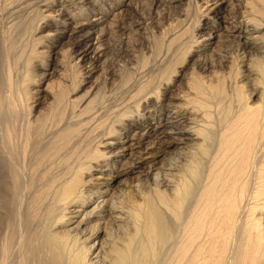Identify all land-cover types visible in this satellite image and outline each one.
Listing matches in <instances>:
<instances>
[{
    "label": "bare ground",
    "instance_id": "obj_1",
    "mask_svg": "<svg viewBox=\"0 0 264 264\" xmlns=\"http://www.w3.org/2000/svg\"><path fill=\"white\" fill-rule=\"evenodd\" d=\"M129 1L0 0L9 49L0 60V264H14L16 246L15 264H264V0H201L205 48L222 42L216 16L232 4L219 18L238 39L235 57L223 54L237 72L226 96L200 79L181 84L160 122L181 136L144 151V135L130 131L141 128L144 103L168 97L178 70L163 63L182 48L185 31L171 34L184 19L165 30L154 64L132 56L123 80L107 68L73 99L81 68L99 69L106 28ZM42 23L50 29L38 35ZM120 27L132 36L142 23ZM197 35L189 45L201 44ZM111 154L130 157L119 167Z\"/></svg>",
    "mask_w": 264,
    "mask_h": 264
},
{
    "label": "rangeland",
    "instance_id": "obj_2",
    "mask_svg": "<svg viewBox=\"0 0 264 264\" xmlns=\"http://www.w3.org/2000/svg\"><path fill=\"white\" fill-rule=\"evenodd\" d=\"M197 1L198 0H192L190 5L178 6L176 8L174 7V3L172 2V0H133L131 3L129 1L130 4L128 3V5L126 6V10H125L126 13L124 12V16L119 19V23H117L116 27L111 26V27L106 28V31L109 32L108 35L110 37L108 36L109 39L105 40L106 45H105V49H104L105 50L104 56H102L103 58L100 60L99 63H97L98 65L100 64L99 69L92 73V71L88 67V64H86L84 67L81 68L82 71L80 70L81 73L77 77L79 82L81 83V85L78 87L73 99L78 98V96H80V95H81V97L86 95L85 93L87 92V90L90 89V86H92V83L97 79L98 76H101V78L102 77L104 78V75L107 73V71H106L107 68L109 70L111 68H115V69L118 68L116 81H119L120 78H122L120 80H123V76L125 75V72H126V71H124V69L128 68L125 66L128 64L127 62H129L128 60L130 58H132V56L136 57V58L138 57L139 66L143 67L147 63H149L148 65L154 64V62H156V59H157L155 57L159 54V52L157 51V48L161 49L162 44L164 46L166 43H168L167 40L165 39V32L166 31L168 32L169 28H170L169 30H171L173 28L170 25H172V24L177 25L178 22H180L182 19H184V21L182 23L183 26H180L179 29L177 28L178 30L176 29L177 31L172 32V34H171V36H172L173 33H180V32L183 33V31H185V33H183L185 36L183 35L182 39L180 37L181 33H180V35L176 34L174 36V37H177V39L184 40V42L181 41V45L183 44L184 46L182 45V48L175 51L173 55L171 53L170 56H166V59L164 60V63H163V67L165 66V68H169V69L175 68L178 70V72L174 76V79L171 82V85H170L171 87L168 90V97L166 96L165 100L159 99L160 101L157 102V104L155 103L156 100L154 101V103L153 102L144 103L143 107L146 106V109L141 108L140 114H143V116L141 117L142 119H139V121L142 122V126H141V128H137V127L132 128L130 131V137H132L134 135V133L139 131V130L141 131V134L144 135L143 136L144 141H142V143H143L142 147L137 148V149H140L142 151H144L145 147L149 146V143L155 139L156 140L161 139L160 140V141H162L161 144H163V140L169 141L173 137L178 138L181 136V134H176L173 131L175 129L174 126L176 123L174 124V126H172V124L163 125L166 123L165 120L163 119V117L167 113L168 98L171 95V93H173L175 90H178V87L181 84H182V87H184L183 84L187 83V81H189V82L192 81L195 84H198V82L200 80H201L200 82H203L204 84L205 83L208 84L209 82H211L212 86H213L212 87L213 90H215L216 92H217V90H221L222 92L220 91L219 94L226 96V94L228 92L227 90L230 86L229 85L230 81L228 80V78L231 76L233 77V75L236 74V72H237L236 69H237L238 65L236 63L235 64L233 63V58H229L226 61V60H224L223 54H226V51H227V52H229V54L232 57L233 56L235 57V54L237 53V50H238V44H237L238 39L235 37H232V36L226 37L227 34L224 30V27L222 24V19L219 18L221 15H224L226 13V10H228L232 7V4L229 5V2L225 1L222 5L221 10L219 11L220 16H216V21L220 25L217 33H223L222 42L219 41L218 38H215V43L214 44L212 43V45L209 48H205L204 45L207 44L208 41L205 42V40H203V39L205 37H207V35L204 33L206 31H209V28H207V24H206L209 16L206 15V16L202 17L200 24L197 26V21L195 22V20H197V16H196L197 14L196 13L197 12L201 13L200 10H202V9L200 7L202 6V8H203L202 1L200 0L199 3ZM231 1L233 2V4L238 3L237 0H231ZM197 7L199 9H197ZM186 14H188L189 17L186 18ZM126 20H127L128 24H129V22H130V24L131 23L134 24L137 21L142 23V28L139 29L138 34H135V33L132 34V32H131L132 36H130L129 31L127 29H122L120 27V26H122L123 22L126 23ZM187 20H188V22H187ZM132 21H134V22H132ZM45 25H46V23H44V24L42 23V26H41V29L39 30L38 35H42L43 33H47L49 31L50 28L45 27ZM195 25H196V27H194ZM187 26H188V28H187ZM1 27H2V25H1ZM1 27H0V31H3V32H1L2 34L0 33V43H1L0 44L1 45L0 46V54H1L0 60H1V58H3V56L5 54L8 53V50H9V49L8 50L6 49V45H5V48L2 49V47L4 46L3 44L7 43V39H6V37L3 36V34L6 36L7 32H5V30H2V29H5L4 26H3L4 28L3 27L1 28ZM184 27H186L187 30H185ZM111 31H113V32H111ZM187 31H189V33ZM186 33H187V35H186ZM197 33H198V35H197L198 40H202V41H200L201 44L195 43L194 44L195 46H192V44H193L192 39H194L196 37ZM168 37H169V35H168ZM4 39H6V42ZM19 39L20 38L18 37L17 42L20 41ZM3 40H4V43H3ZM189 43H192V44H190L191 46L189 45ZM217 44H219L220 49L217 48ZM185 45L187 46V48H185ZM165 47L166 46H164L162 48H165ZM188 48H190V49H188ZM40 49H42L41 46H40ZM5 50H7V51H5ZM3 52H5L4 55L2 54ZM162 53L163 52H160L159 56ZM220 58H223V61H220L221 60ZM43 61H44L43 57L42 58L39 57L38 59H36V61L33 60L32 67L36 73L41 72V70L43 68V65H42ZM108 65L110 68L108 67ZM233 65H235V66H233ZM120 68H121V70L119 71ZM241 69H243V68H241ZM51 70L52 69H50L48 71H51ZM30 74H32V73H30ZM120 75H121V77H120ZM241 75H242V73L239 74V76H237V78H236L237 81L240 79H244V76H241ZM213 77H214V79H213ZM38 78H40V77H38ZM101 78L99 80H101ZM210 78H212V79H210ZM38 80H40V79H37V81ZM41 82H43V81H41ZM48 82H49V79H47L45 81V83L42 86H40V87H42L41 89L45 88L46 84ZM187 85H189V84L187 83ZM187 85H186V87H187ZM116 87L117 86H115V90H116ZM220 87H222V88H220ZM50 91L51 90L48 89L47 97L50 98V100H51ZM116 91L118 92L119 90H116ZM161 92H166L164 87H163ZM42 95H43V93H42ZM160 96L164 97L165 95L161 94ZM151 110H153V111H151ZM136 114H139V113H136ZM161 117H162V119H161ZM145 119H147L146 122H144ZM161 120H162L163 124L160 123ZM193 124H195V123H192V126H193ZM136 129H137V131H136ZM122 131H123V133L120 135V137H117L116 139H114V140L119 142L117 144V146H115L113 148L114 151L120 152L121 146H123L122 140L126 139L125 135L127 133H125L124 129ZM170 144L172 147V146L178 145L179 143H177V141H172V143H170ZM129 157H130V155L118 157L117 155L114 156L113 154H111L108 161H110V159L112 158L113 160H116L117 164L120 167V165L122 163H124L125 161H127L129 159ZM0 196L2 198L5 195L4 194L1 195V191H0ZM4 236L5 235L1 236L0 238L3 239ZM1 240H0V242H1ZM23 248L25 249V247H23ZM24 249H22V250L24 251ZM23 251H21V253H20V254H23L22 256H24V254H25V253H23ZM18 252H17V246H16L14 249L13 255H12L13 258L11 257L12 259H14V257H15V259L13 261L14 264H15V260H17L21 256V255H19ZM17 253H18V256H17ZM0 254H1V252H0ZM0 261H1V259H0Z\"/></svg>",
    "mask_w": 264,
    "mask_h": 264
}]
</instances>
